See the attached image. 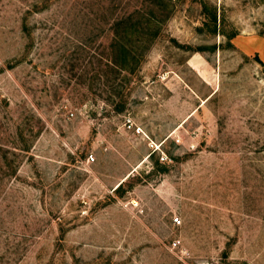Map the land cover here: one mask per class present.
<instances>
[{
	"label": "rangeland",
	"instance_id": "rangeland-1",
	"mask_svg": "<svg viewBox=\"0 0 264 264\" xmlns=\"http://www.w3.org/2000/svg\"><path fill=\"white\" fill-rule=\"evenodd\" d=\"M170 1L0 0V264H264V0Z\"/></svg>",
	"mask_w": 264,
	"mask_h": 264
},
{
	"label": "trees",
	"instance_id": "trees-1",
	"mask_svg": "<svg viewBox=\"0 0 264 264\" xmlns=\"http://www.w3.org/2000/svg\"><path fill=\"white\" fill-rule=\"evenodd\" d=\"M144 2L153 3L154 7L149 4L148 8H136L128 15L122 16L113 25L114 37L110 48L115 60L112 65L127 73V76H132L137 72L152 43L161 37L163 26L174 12L170 0H144ZM212 23L216 30V15L213 16ZM121 27L124 36L120 32ZM135 36H137L136 39ZM194 52L197 53L200 50L197 49ZM257 59L260 64L264 65L259 58ZM122 185L117 190L121 189Z\"/></svg>",
	"mask_w": 264,
	"mask_h": 264
},
{
	"label": "crops",
	"instance_id": "crops-1",
	"mask_svg": "<svg viewBox=\"0 0 264 264\" xmlns=\"http://www.w3.org/2000/svg\"><path fill=\"white\" fill-rule=\"evenodd\" d=\"M245 38L244 44L245 46L236 45L238 48L246 55H252L254 53L257 54L258 58L264 63V38L263 37H254L253 39Z\"/></svg>",
	"mask_w": 264,
	"mask_h": 264
},
{
	"label": "built area",
	"instance_id": "built-area-1",
	"mask_svg": "<svg viewBox=\"0 0 264 264\" xmlns=\"http://www.w3.org/2000/svg\"><path fill=\"white\" fill-rule=\"evenodd\" d=\"M128 123H129V125H131V121L130 120L128 121ZM90 159H92V161H93L94 160V157L91 156ZM175 221L176 222H180L179 218H176Z\"/></svg>",
	"mask_w": 264,
	"mask_h": 264
}]
</instances>
